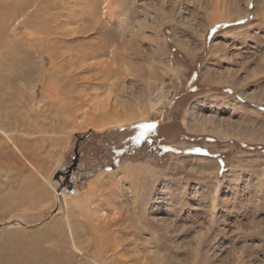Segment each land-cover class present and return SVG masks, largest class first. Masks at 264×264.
Returning <instances> with one entry per match:
<instances>
[{"label": "rangeland", "instance_id": "1", "mask_svg": "<svg viewBox=\"0 0 264 264\" xmlns=\"http://www.w3.org/2000/svg\"><path fill=\"white\" fill-rule=\"evenodd\" d=\"M206 1L0 0V264H264V0Z\"/></svg>", "mask_w": 264, "mask_h": 264}, {"label": "bare ground", "instance_id": "2", "mask_svg": "<svg viewBox=\"0 0 264 264\" xmlns=\"http://www.w3.org/2000/svg\"><path fill=\"white\" fill-rule=\"evenodd\" d=\"M232 4H235V2H233V3H231V1H227V0H218L217 2H214V1H212V0H209V1H206L205 3H201L200 5H199V7H200V9L201 10H204V16L207 18V24H208V27L209 28H212V27H215V26H217V25H219V24H221V23H224V22H226V21H229V18H230V14H229V12H230V9H229V7H231V5ZM199 9V10H200ZM91 12H92V10H90ZM86 14V13H85ZM84 13H83V15H85ZM122 26V25H121ZM129 29V27L128 26H125V31L126 30H128ZM129 31V30H128ZM95 56H97V55H94V57ZM125 70L127 71L128 70V65H127V69L125 68ZM69 80H68V82L69 83H72L71 81H74L73 80V78H68ZM67 86H62V87H58L57 89H53L55 92H54V97L52 98V99H54L55 100V98H57V97H59V98H61V91L64 89V88H66ZM74 88V87H73ZM68 89H69V87H68ZM67 89V90H68ZM73 90V89H72ZM71 90V88L69 89V91L71 92L72 91ZM64 95V94H63ZM60 100V99H59ZM60 102H62V101H60ZM56 106V105H55ZM58 106H59V104H58ZM57 106V107H58ZM67 107V104L66 105H64V107H62V109L63 110H65L66 109V107ZM127 106H130V105H127ZM58 108H60V107H58ZM118 108V107H117ZM120 108V107H119ZM135 108V107H134ZM140 108V107H139ZM100 109V108H99ZM127 109V108H126ZM124 107H122L121 108V110H120V112L119 113H121V117H123V119L124 120H118V119H116L115 121H114V123H116V124H118V125H122V124H124V123H132V121H134V119H135V117L134 116H136V114L138 113V112H140L141 113V115L143 114L142 112H141V110H134V111H128V110H126ZM133 109V108H132ZM116 111V110H115ZM114 111V112H115ZM59 113V112H58ZM62 113V112H61ZM105 114V113H104ZM110 115V114H109ZM140 115V116H141ZM104 116V115H103ZM124 117H126V119L124 118ZM98 118H100V117H98ZM105 118V117H104ZM118 118V117H117ZM120 118V117H119ZM107 119V118H106ZM112 120V119H111ZM85 121V120H84ZM107 121H109V120H106V122H103L101 125H99L98 127L99 128H102V127H104V126H106L107 124H112L113 122H111V123H109V122H107ZM83 123V122H82ZM93 126V125H92ZM108 127V126H107ZM238 127V126H237ZM96 128V127H95ZM204 128V127H203ZM236 129V128H235ZM242 129V128H241ZM240 129V130H241ZM203 131L204 132H208L207 131V129L206 130H204L203 129ZM239 131V130H238ZM242 132V131H241ZM241 132L239 133V132H232V131H229V132H223V134H224V137L225 138H229V137H233L234 139H240V138H242V135H241ZM244 132H245V134H246V136L248 135V129H244ZM243 132V133H244ZM128 168H131V170H130V172L132 173V174H138V175H142V174H146L147 172H149V170L145 167V166H135V167H129L128 166ZM128 170V169H127ZM116 174L113 176V175H111V176H108V178L107 179H109L108 180V182L110 183H115V185L117 186V184L116 183H118L115 179H116V177H119L120 175H124V173H123V171H121V170H119V171H116L115 172ZM106 176V177H107ZM102 179V178H101ZM118 180V179H117ZM105 180L103 179V180H101L99 183H95L94 184V186L96 187L95 189H99V190H101L102 188H101V186H103L105 183ZM121 184V183H120ZM93 185V184H92ZM110 185V184H109ZM112 185V184H111ZM136 185L135 184H130V189L132 190V194L133 193H136ZM103 190H101L100 192H102ZM91 192V191H90ZM99 193V192H98ZM86 194L87 193H85V197H81L80 196V198H77V199H69V201H66L65 199H64V197H63V194H60V198H59V201H60V203H61V211H63V212H65L64 213V219H65V221H69V216H68V214H67V205H68V203L67 202H69V205H71V207L73 208V210L75 209V210H85V211H89L90 210V205H91V203L92 204H94L93 203V201L90 203V198H87L86 197ZM94 194V193H93ZM89 196V195H88ZM91 196V195H90ZM137 197H135V199H134V202H135V204H137V202H138V198L136 199ZM18 199V197L17 198H13V201L11 202V204H13V205H19V204H25V205H28L27 203H18L19 201L17 200ZM29 206V205H28ZM24 207V206H23ZM18 208V207H17ZM25 208V207H24ZM22 210H24L23 208H21ZM27 209V208H26ZM32 210V209H31ZM92 211V210H91ZM26 212V211H25ZM83 212V211H82ZM81 212V213H82ZM72 213H73V211H72ZM86 214V213H85ZM88 216V215H87ZM102 217V216H101ZM70 227V226H69ZM62 230V229H61ZM61 240V239H60ZM21 247V246H20ZM25 251V250H24ZM99 251V250H98ZM35 252H36V249H35ZM32 254H34L33 253V251L31 252ZM101 253V252H100ZM103 253V252H102ZM111 253V252H110ZM30 254V253H29ZM87 256V255H86ZM95 256H97L96 254H95ZM31 257V256H30ZM12 258V257H11ZM88 258H90V260H93V258H91V256L90 257H88ZM22 263V262H21ZM96 264V263H95ZM97 264H99V263H97Z\"/></svg>", "mask_w": 264, "mask_h": 264}, {"label": "snow or ice", "instance_id": "3", "mask_svg": "<svg viewBox=\"0 0 264 264\" xmlns=\"http://www.w3.org/2000/svg\"><path fill=\"white\" fill-rule=\"evenodd\" d=\"M250 7L252 5H249ZM221 26H217V28H219ZM217 29H213V32H215ZM138 128V135L136 137H134V141L137 144H140L142 140L147 139V136L149 133L153 132L156 128L155 124H140L137 126ZM166 151H169V149H166Z\"/></svg>", "mask_w": 264, "mask_h": 264}, {"label": "flooded vegetation", "instance_id": "4", "mask_svg": "<svg viewBox=\"0 0 264 264\" xmlns=\"http://www.w3.org/2000/svg\"><path fill=\"white\" fill-rule=\"evenodd\" d=\"M150 138L148 139V143L151 144L150 142ZM133 142V141H132ZM131 145V143H129ZM141 145V144H139ZM140 150H143V148H141ZM73 163L72 166L69 168V170L66 172V170H64L65 172V175H67V178L69 180V178H72V175H75L77 173V168H78V165H79V160H78V156L77 155H74V158H73ZM76 163V164H75ZM76 172V173H75ZM67 186H69L71 183H69V181L66 183Z\"/></svg>", "mask_w": 264, "mask_h": 264}]
</instances>
